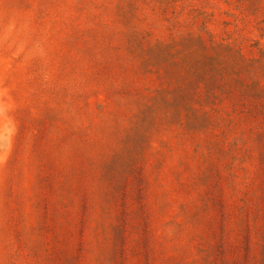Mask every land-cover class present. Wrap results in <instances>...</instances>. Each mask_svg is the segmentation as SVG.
I'll use <instances>...</instances> for the list:
<instances>
[{"label":"rangeland","instance_id":"rangeland-1","mask_svg":"<svg viewBox=\"0 0 264 264\" xmlns=\"http://www.w3.org/2000/svg\"><path fill=\"white\" fill-rule=\"evenodd\" d=\"M0 264H264V0H0Z\"/></svg>","mask_w":264,"mask_h":264}]
</instances>
